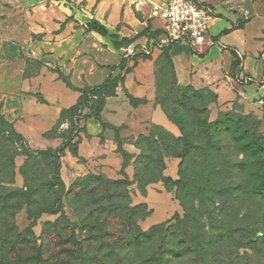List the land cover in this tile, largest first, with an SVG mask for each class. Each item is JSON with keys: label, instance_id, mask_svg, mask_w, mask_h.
I'll list each match as a JSON object with an SVG mask.
<instances>
[{"label": "rangeland", "instance_id": "374dc122", "mask_svg": "<svg viewBox=\"0 0 264 264\" xmlns=\"http://www.w3.org/2000/svg\"><path fill=\"white\" fill-rule=\"evenodd\" d=\"M154 1L156 0H134L131 15L132 19L136 20L135 25H126L120 22L122 21L120 19L112 33V35H117L119 40L122 37L121 31L133 34L134 38L128 39L133 40V44L123 46L130 52L127 51L121 55L115 52L114 56H110L105 52L107 45L104 39L93 36L86 27V24L94 19V11L99 7L101 0H95L94 5L89 8L87 0L61 2L56 0H0V88L3 90L0 92V113L10 122L8 119L11 102L9 96H12L10 86L20 84L25 79L41 75L42 78L61 81L64 84L67 80L74 89H78L77 85H83L80 79L92 65H99L102 69L106 68L111 74V65L119 62L121 58H127V55L130 56V59H126L128 61L136 54L150 57L143 52L142 46L150 47L149 40L154 38L153 33L157 30L153 25L155 19L149 17V9ZM121 14L123 15V10ZM125 25L129 31L123 28ZM148 28L152 29V32ZM110 39L114 43V40ZM154 48L156 49L154 51L166 50V47L158 48L157 43ZM162 57L163 60L158 64L156 71L157 99L163 102L165 110L171 116L183 120L184 124L187 123V128L189 126V130L193 133L191 139L199 146L197 151H193L192 156L185 163L179 158L164 157V165L160 167L157 164V152H166L172 142L169 136L174 135L164 128L160 129L157 128L159 126L153 125L147 128V133L140 136L134 143L135 146L139 144V147L149 151L150 143H140L141 138L148 139L152 135L155 138L159 136L163 141L162 146L158 150L156 148L154 153L147 152L148 155L153 156V165L149 170H146V163L141 164L137 160L135 161L137 163H132L131 160L128 161L129 165L126 168L132 165L131 175L127 174L126 169L124 170L126 178L121 170L120 176L113 178H108L101 173H92L78 178L69 186L63 183L66 190L74 185L75 190L63 199V210L56 215L46 214L32 221L29 220L26 207L20 210L13 219L14 223L20 233L25 232L27 240H33L32 242L42 249L40 257L42 264H137L138 257L143 258L148 254H154L157 248L155 241H143L140 245L134 246L130 252L123 247L122 241L109 236L111 226L108 216H111L112 209L107 206V202L99 206L101 218L95 223L94 229L90 230L94 221L87 219L86 215L91 209L90 197L95 195L93 191L95 187H98L90 185L87 180L90 176L111 181H125L126 179L129 181L131 186L128 191L131 201L128 202L133 207L146 205L150 213L147 218L139 219L137 222L144 234L149 233L156 226L171 228L177 223L178 217L183 218L186 212L191 211L196 218L192 226L196 235L206 238V234L213 231L221 238L222 243L215 251L216 255L211 261L212 264H264V251L262 253L264 245L261 248L254 246L255 221L264 224V207L258 209L263 204L259 203L257 206V201L251 198L254 181L249 176L243 180L240 167L229 171L228 168L217 170V164L221 163L224 167L227 163L241 164V161H247L250 164L253 156L240 150L237 142L241 136L237 131L250 127L248 133L252 134L253 131H257L259 142L264 144V116L250 113L243 102L236 101V103L218 106L216 95L207 89H194L198 92L190 93L181 90L174 82L172 65L164 54ZM119 73L116 67L114 74L111 75L116 77L123 75ZM85 87L84 85L80 89ZM35 95L39 101H44L43 95L39 93ZM205 107H209L207 113ZM186 111H188L187 115L182 118ZM228 113L235 116L236 124L234 123L232 131L236 133L224 132L228 125L212 130L211 141L217 149H221V152L212 155L216 162L211 161L206 150L208 136L201 130V123L208 120L211 124H216L222 116ZM105 124L103 130L107 133V137L112 136L116 140L118 136L119 141L123 142L122 145L124 141L134 138L122 137L124 127L117 129L110 124ZM248 124H250L249 127ZM71 131V123L65 121L49 139L68 136ZM174 137H181V133ZM24 138L28 142L31 153L46 152L47 149L55 150L54 148L33 150L29 140ZM138 150L140 153L137 159L141 156V150ZM168 152L172 153L173 150H168ZM27 160L24 155L15 159L13 187L20 190L26 185L24 167ZM205 160L208 161L204 162ZM215 169L218 174H212ZM27 173V185L30 190H33L34 186L38 185L35 182V173H37L35 167ZM158 176H161L160 180L146 184L147 181H153ZM229 176L233 178L227 179ZM40 184L43 187V183L40 182ZM83 187L87 189L81 191ZM231 188H234L233 194L224 195L225 199L231 201L230 204L220 207L218 203L220 199L216 198V193L223 191L222 194ZM79 195L82 197L81 201L78 200ZM35 197L36 194L31 196L33 202H35ZM36 200L41 201L40 198ZM118 204L122 205L123 202L119 201ZM139 211L138 217H141L143 211ZM233 232L235 235L230 241ZM4 240L5 238H0L3 245ZM27 240H24L23 244L27 245ZM25 245L23 247H26ZM23 249H25L23 254H26L31 247ZM34 256L35 252L34 254L32 252L30 257ZM35 261L37 262L36 258L33 261L24 260L21 263L36 264ZM11 263L13 264V261ZM210 263L204 261L202 264ZM173 264L194 263L183 259Z\"/></svg>", "mask_w": 264, "mask_h": 264}, {"label": "crops", "instance_id": "0c3cea01", "mask_svg": "<svg viewBox=\"0 0 264 264\" xmlns=\"http://www.w3.org/2000/svg\"><path fill=\"white\" fill-rule=\"evenodd\" d=\"M87 1L88 8L95 3V0ZM164 1L167 0L155 2ZM202 1L213 10V18L209 22V43L199 52L179 45L168 51L178 85L212 91L216 95L218 106L243 102L250 113L264 116V0ZM133 2L134 0H101L94 11L93 20L104 25L110 35L120 19V22L134 26L136 20L131 15ZM149 17L151 18V8ZM126 25L123 28L126 29ZM153 25L155 29L161 27L157 20H154ZM127 33L120 32L121 40L134 38L133 34ZM91 34L104 39L107 55L130 52L123 46L116 48L109 36L103 37L95 32ZM162 55V51H153L150 59H140L137 67L125 76L124 84L118 88V95L106 101L101 115L103 122L118 129L124 127L123 138L134 137L124 141L123 145V149L132 156V163H135L140 153L134 143L147 133V128L155 125L174 136L180 133L157 103L156 71L163 60ZM122 59H130V56L121 58L117 64L109 67H118ZM236 59L239 65L234 68ZM129 67H133L132 61L129 62ZM115 70L111 69V72L114 74ZM111 74L106 68L92 65L80 81L85 88H93L102 85L110 76L114 77ZM65 84L40 75L9 88L12 96H9L11 102L8 119L18 133L29 140L33 150L56 149L62 143L60 139H47L44 134L57 126L61 112L74 106L81 96V93L72 91ZM82 86L77 85L78 90ZM2 91L0 88V92ZM126 92L134 98L146 100V104L132 107ZM36 93L43 95L44 101H39ZM87 113L85 110L84 114ZM80 128L83 131L80 134L82 141L78 147V157L67 150L61 159L60 176L63 183L69 186L78 178L92 173H101L108 178L120 176L123 158L118 153L116 140L112 136L107 137V133L94 118L82 120ZM131 168L132 165L126 169L128 175H131Z\"/></svg>", "mask_w": 264, "mask_h": 264}, {"label": "trees", "instance_id": "16d2710c", "mask_svg": "<svg viewBox=\"0 0 264 264\" xmlns=\"http://www.w3.org/2000/svg\"><path fill=\"white\" fill-rule=\"evenodd\" d=\"M87 30L89 32H95L103 37L109 36L114 40L116 48H120L126 44L130 45L133 41L128 40L127 38L119 41L117 35H110L108 29L96 20H91L87 23ZM150 32H152V29H150ZM160 34L161 31L156 30V32L153 33L154 38L158 37ZM169 49L170 48H166V50L163 51V54L173 67L172 61L168 55ZM143 55L144 54H136L135 57L131 58L130 61L133 62L132 68L129 67L130 61L122 59L117 69L120 73H123V75L120 77L110 76L102 85L97 87H87L78 90L74 89L71 84L64 79L67 86L81 93V96L74 106L61 112L57 126L52 131L44 134L45 138H52L53 134L59 130L65 121L71 123L72 131L68 136L63 135L58 137V139L62 140V143L60 147L55 150L47 149L46 152L31 153L27 140L19 134L14 125L0 113V238H5L4 245L0 242V264H12L11 261H13V264H22L21 262L24 260L28 262L33 261L35 258L37 259V262L35 261L36 264H42V261H40L42 249L38 247L36 243L32 242L33 240H27L26 234H24L25 232H19L13 219L17 213L25 207L27 208L29 220L32 221H36L38 218L46 214L56 215L61 213L64 207L63 199L75 190V185L71 186L69 190H66L63 184L60 176L61 159L67 150H69L74 157H78V147L82 141L80 134L83 131V129L80 128V122L87 118H94L100 123L102 129H105L106 124L103 122L101 115L106 105V101L109 98H114L118 95V88L124 84L125 76L130 74L133 68L137 67L140 59H150V57ZM238 65L239 62L236 59L234 68L238 67ZM112 69L115 70L116 67H113ZM173 73L174 82H176L175 84L181 88V90L189 93L198 92L191 87H180L177 82L174 67ZM126 97L134 108L146 104V100L134 98L127 92ZM185 101L188 102L187 99ZM157 103L161 106L167 118L181 133V137L178 138L172 135L169 136L171 138L170 141L172 142L168 146L169 148H167L166 152H157V164L162 167L164 165V157L179 158L185 163L192 156V152L197 151V147H199L191 139L193 133L189 130V126L187 128L186 121V124H184L183 120L171 116L165 110V105L160 100L157 99ZM208 108L209 107H205L206 113ZM85 110L88 111L87 114H84ZM187 113L188 111L182 115V118H185ZM234 123L236 124L235 116L232 113L222 116L216 124H211L208 120L201 123V130L206 136H208L206 150L208 151L207 154L211 161L216 162L214 159L215 157L212 155L216 152H221V149H217L211 141L212 130L214 128L219 129L223 125H228L224 132L236 133V131H232V127L235 126ZM249 126L250 124H248V127ZM157 128L163 129L160 126ZM248 129H250V127L237 131L240 132L241 136L237 143H239L242 152H246V154L249 153L253 156L250 164L247 161H241V164L227 163L226 167H224L223 163H221L217 164V170L219 171V168H228L229 171L240 167L242 169L241 176L243 177V180L247 179V176H249L252 181H254V191L251 193V198L254 201H257V206H259V203L263 204V206L258 207V209H261L264 207V144L259 142L257 131H253L252 134H249ZM119 139L120 138L116 136L118 153L123 158L122 175L126 178L124 170L128 167L129 162L132 160V156L123 149V142L119 141ZM141 142L147 144L150 143V150L146 151L145 148L139 147L138 144L136 148L141 150V156L137 161L141 164L146 163V170H149L153 165V156L148 155L147 152L154 153L156 148L158 150V148L162 146L163 141L159 136L155 138L151 135L148 139L141 138L140 143ZM168 150H173V152L169 153ZM20 155H24L28 159L24 167L26 185L22 190L13 187L15 184V159ZM207 161L208 160H205L204 162ZM34 167L35 172H37L35 173V182L38 185L34 186L33 190H30V187L27 185V172L29 170L31 171ZM212 174H218L216 169ZM160 177L161 176H158L153 181H147L146 184L160 180ZM232 178V176H229L227 179ZM87 180L90 182V185L92 184L94 187L98 186L95 187L96 189L93 191V193L95 192V195H91L90 197L89 206H91V209L90 213L86 215L87 219L94 221L92 227H90L91 231L94 229L96 225L95 223L101 218L99 216V213H101L98 210L99 206L107 202V206L112 209L110 212L111 216H108L111 226L109 236L112 239H118L120 242L122 241L124 244L123 247H126L130 252L134 246L140 245L143 241H155L157 244L154 254H148L143 256V258L138 257L137 264H173L183 259H187L190 263L202 264L204 261L210 263L216 255L215 251L219 248V244L222 243L221 238L213 231H210V234H206V238H203L198 234L196 235L192 228L193 223L196 221L193 212H186L183 218L178 217L177 223L171 228L156 226L153 227L149 233L144 234L139 228L137 222L139 219L147 218L150 213L146 205L133 207L131 203H129L131 201V196L128 188L131 185L127 179L125 181H111L96 176H90ZM40 182L43 183V187ZM99 184L101 185L99 186ZM114 187H116V189ZM86 189L87 188L83 187L81 191ZM221 192L223 191L216 193V198L220 199L218 202L219 206L225 207V205H229L231 201L225 199L224 195L231 196L234 192V188H231L222 194ZM35 194V202H33L31 196ZM80 195L78 196L79 201H81L80 199L82 198ZM38 198H40L41 201L36 200ZM119 201H122L123 204H118ZM139 210L143 211L141 217H138L140 213ZM255 222L254 246H259V248H261L264 245V224H261L262 222L259 221ZM234 235L235 232L231 235L230 241ZM24 240H27V245L23 244L25 242ZM23 245L29 248L31 247L26 254H23V252H25V249L23 248H26L23 247ZM263 251L264 250H262V253ZM32 252L33 254L35 252L34 257H30ZM210 264H212V262Z\"/></svg>", "mask_w": 264, "mask_h": 264}, {"label": "built area", "instance_id": "2783aa9c", "mask_svg": "<svg viewBox=\"0 0 264 264\" xmlns=\"http://www.w3.org/2000/svg\"><path fill=\"white\" fill-rule=\"evenodd\" d=\"M151 18L159 21L161 34L149 40L144 52L151 55L158 48L179 45L199 52L209 43V22L213 10L202 0H169L151 3Z\"/></svg>", "mask_w": 264, "mask_h": 264}]
</instances>
